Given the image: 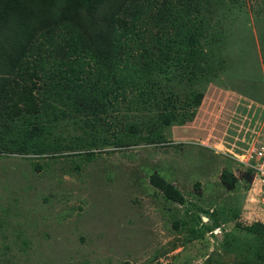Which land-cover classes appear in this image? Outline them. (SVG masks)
<instances>
[{
    "label": "trees",
    "instance_id": "trees-1",
    "mask_svg": "<svg viewBox=\"0 0 264 264\" xmlns=\"http://www.w3.org/2000/svg\"><path fill=\"white\" fill-rule=\"evenodd\" d=\"M240 1L0 0V155L30 159L38 171L45 160L65 158L81 170L102 151L168 143L166 127L193 121L211 83L233 82L236 71L254 61L259 74L247 75L245 87L252 82L255 92L239 90L258 101L264 90V31L259 43L249 30L248 39L238 35L234 55L245 64H237V57L228 59L229 48L219 45L227 32L223 18L214 20L218 11H227L233 23H246ZM254 47L257 59L246 54ZM226 155L224 190H236L240 181L251 189L254 170L242 171L240 178L233 163H244ZM148 171L155 193L186 205L184 192L169 179V166ZM103 172L109 177L111 167L104 164ZM256 205L250 208L264 215V206ZM232 212L225 209V217L237 219L249 235L242 242L228 239V253L236 256L221 264H264V221L249 223L251 211L243 223L241 210ZM209 213L217 217L215 210ZM173 215L176 229L200 223L196 216L194 221ZM191 230L190 240L212 227Z\"/></svg>",
    "mask_w": 264,
    "mask_h": 264
},
{
    "label": "rangeland",
    "instance_id": "rangeland-1",
    "mask_svg": "<svg viewBox=\"0 0 264 264\" xmlns=\"http://www.w3.org/2000/svg\"><path fill=\"white\" fill-rule=\"evenodd\" d=\"M238 4L248 13L246 23L243 18L233 23L226 10L214 14V20L222 17L223 29L227 28L219 42L221 49L229 48L228 59L237 57L236 63L244 65L245 60L234 55L241 44L238 35L248 39L252 32L259 43L264 31V0ZM255 52L256 47L249 48L246 54ZM262 52L260 47V55ZM248 57L258 58L255 54ZM258 74L254 61V66L236 71L238 79L233 82L211 83L195 119L184 126L166 127L168 143L159 146L142 143L102 151L97 159L83 162L81 170L65 158L45 160L38 171L30 159L0 155V264L231 261L235 252L228 253V239L242 242L249 234L236 226L237 219L228 220L224 210L229 209L232 216V210L239 208L243 223H248L246 215L251 211L249 223L264 221V215L258 216L250 208L257 206L256 200H249L251 190L244 181L234 191L224 190L221 184L226 154L247 161L245 155L264 136V90L258 101L240 91L255 92L252 82L247 88L245 82L247 75ZM104 164L111 167L109 177L103 172ZM165 166L170 169L169 179L184 192L186 205L167 203L149 183L148 170ZM233 169L240 178L248 170L235 162ZM206 209L215 210L217 217L205 214ZM175 212L196 216L200 223L191 221L176 229L172 225ZM217 218L219 226L215 225ZM193 225L199 230L207 225L212 231L190 240Z\"/></svg>",
    "mask_w": 264,
    "mask_h": 264
},
{
    "label": "built area",
    "instance_id": "built-area-1",
    "mask_svg": "<svg viewBox=\"0 0 264 264\" xmlns=\"http://www.w3.org/2000/svg\"><path fill=\"white\" fill-rule=\"evenodd\" d=\"M247 156V161L241 160L247 168L254 170L256 192L264 204V136L258 141Z\"/></svg>",
    "mask_w": 264,
    "mask_h": 264
},
{
    "label": "clouds",
    "instance_id": "clouds-1",
    "mask_svg": "<svg viewBox=\"0 0 264 264\" xmlns=\"http://www.w3.org/2000/svg\"><path fill=\"white\" fill-rule=\"evenodd\" d=\"M233 156V155H232ZM237 159V158H236ZM238 160H239V158H238ZM240 162H242L241 160H239ZM243 163V162H242ZM244 166H246L245 164H243ZM256 189H257V187H256V185H255V182L253 181V185H252V188L249 190L251 193H250V197H249V200H253V197L255 198V203L257 204V203H259V204H262L263 206H264V204L261 202V200H260V197H259V195L257 194V192H256ZM255 195H257V197H255Z\"/></svg>",
    "mask_w": 264,
    "mask_h": 264
}]
</instances>
